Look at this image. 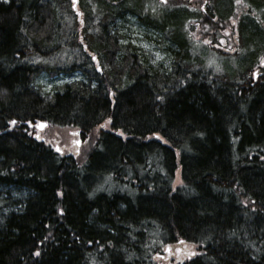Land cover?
Segmentation results:
<instances>
[{"label":"trees","instance_id":"obj_1","mask_svg":"<svg viewBox=\"0 0 264 264\" xmlns=\"http://www.w3.org/2000/svg\"><path fill=\"white\" fill-rule=\"evenodd\" d=\"M161 1L78 0V21L72 0H0V264H264V76L190 44L234 20L256 56L264 0ZM127 15L175 47L138 54ZM41 72L79 75L43 91ZM40 123L76 128L80 153Z\"/></svg>","mask_w":264,"mask_h":264},{"label":"rangeland","instance_id":"obj_2","mask_svg":"<svg viewBox=\"0 0 264 264\" xmlns=\"http://www.w3.org/2000/svg\"><path fill=\"white\" fill-rule=\"evenodd\" d=\"M162 1L159 3L163 5L167 4L166 0ZM118 28L124 35L122 42H132L134 45H140L136 46L141 48L136 49L138 54L142 51L148 58L150 57V59L152 58L156 62L165 55V52H161L155 43H151L154 40L153 37L155 34L152 29L146 27L136 17L127 15L118 22ZM196 28L197 26L194 28L193 32H190V44L193 46V55L199 59H204L206 66H212L215 70H225L228 68L232 71L231 74L233 75L237 72H242L253 58L254 63L250 64L249 74L254 80L259 76H264V46H259L263 49L258 51L256 56L254 55L255 52L250 53L246 50L239 52L240 47L235 43L237 37L235 34L237 33H235V31L233 32V30L237 29L234 20H232L231 27H229L227 31L228 33H233V36H230L231 43L230 40L227 42L225 36H221L219 33L216 34L215 38H211L207 34H201L200 30L198 31ZM227 32H224L225 35H227ZM251 47L255 48V46ZM71 50H66L64 53L68 51L71 53ZM67 59H69L68 62H70L73 57ZM78 75L77 73L65 74L64 72L49 75L46 72H41L35 78V84L43 91H53L60 85L72 81L78 77ZM77 131L76 128L72 127L50 126L45 127L40 133V136L57 150L79 154L83 144V137L80 133H77ZM178 177L177 171L175 176L176 181Z\"/></svg>","mask_w":264,"mask_h":264},{"label":"bare ground","instance_id":"obj_3","mask_svg":"<svg viewBox=\"0 0 264 264\" xmlns=\"http://www.w3.org/2000/svg\"><path fill=\"white\" fill-rule=\"evenodd\" d=\"M146 27H147V26H146ZM148 28H149V27H148ZM150 29H152V28H150ZM248 29H249V28H248ZM248 29H247V30H248ZM152 31L154 32V30H152ZM123 38H124V37H123ZM123 38H119V40L122 41ZM124 43H125V42H124ZM126 43H127V42H126ZM128 43H130L131 46H137V45H134L132 42H128ZM262 44H263V43H262ZM168 47L171 48V47H175V46H160V47L158 46V48H162L164 52L166 51V49H168ZM258 47H259V46H258ZM165 48H166V49H165ZM166 52H167V51H166ZM253 62H254V61H252L251 63L253 64ZM249 63H250V62H249ZM249 63H248V64H249ZM248 64H247V65H248ZM247 65H246V66H247ZM122 135L124 136L123 133H122Z\"/></svg>","mask_w":264,"mask_h":264},{"label":"water","instance_id":"obj_4","mask_svg":"<svg viewBox=\"0 0 264 264\" xmlns=\"http://www.w3.org/2000/svg\"><path fill=\"white\" fill-rule=\"evenodd\" d=\"M76 2L77 0H74L73 9L75 10V13L78 15V11L76 10Z\"/></svg>","mask_w":264,"mask_h":264},{"label":"snow or ice","instance_id":"obj_5","mask_svg":"<svg viewBox=\"0 0 264 264\" xmlns=\"http://www.w3.org/2000/svg\"><path fill=\"white\" fill-rule=\"evenodd\" d=\"M159 99V98H158ZM14 123V122H13Z\"/></svg>","mask_w":264,"mask_h":264}]
</instances>
